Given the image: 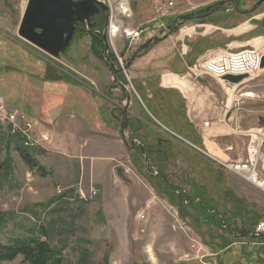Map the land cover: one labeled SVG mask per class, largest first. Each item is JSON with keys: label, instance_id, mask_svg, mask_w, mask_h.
<instances>
[{"label": "rangeland", "instance_id": "1", "mask_svg": "<svg viewBox=\"0 0 264 264\" xmlns=\"http://www.w3.org/2000/svg\"><path fill=\"white\" fill-rule=\"evenodd\" d=\"M100 1L109 10L101 31L107 47L87 33H75L65 52L53 58L17 35L26 0H0V94L9 108L27 114L37 134L50 137L25 146L27 162L17 150L18 139L0 124V214L5 218L0 242L44 227L57 264H193L201 256L209 264H264V235L253 233L264 221V194L218 162L244 158L251 133L264 131V69L238 84H223L219 75L226 64L217 61V51L206 49V36L193 38L210 24L246 20L257 25L250 36L264 34V0ZM216 1L224 2L216 6ZM169 2V15L157 18L156 6ZM209 5L214 6L208 14L199 11ZM174 22V36L192 32L185 38L190 66L182 63V72L203 75L204 81L213 79L211 73L220 85L211 89L217 96L202 88L206 103L198 116L191 113L194 122L167 115L175 118L173 125L155 112L162 124L153 122L145 96L157 86L146 70L178 55L171 40L155 45L167 38ZM146 26L141 40L127 48L125 30ZM146 41L151 43L143 47ZM182 46L176 44L178 50ZM124 89L133 103L129 115L139 107L143 117L129 118V126L122 116ZM82 123L92 133L87 138L78 132ZM27 137L20 135L22 141ZM161 138L163 151H144ZM91 188L97 194L82 201L79 192ZM142 210L145 218L138 219ZM0 264L29 263L17 255Z\"/></svg>", "mask_w": 264, "mask_h": 264}, {"label": "crops", "instance_id": "2", "mask_svg": "<svg viewBox=\"0 0 264 264\" xmlns=\"http://www.w3.org/2000/svg\"><path fill=\"white\" fill-rule=\"evenodd\" d=\"M256 28H257V25L253 24L250 20H246L240 24L229 23L226 26L225 25L221 26L218 24H210L209 28H207L206 30L207 32H204V30H201L200 32L198 31L199 33H197V35L194 36L193 38H197L200 36V38L204 39L206 36V38H208L207 43L210 42V45L207 46L206 49L207 50L213 49L214 51H219L220 54L222 53L225 54L227 51H230L233 48H254L258 50L259 53H263L264 52V34L261 33L256 36H250L251 33L256 30ZM191 33H189L188 35H190ZM188 35L178 34L174 36V33L170 30V34L167 36L165 40H160L156 42L155 44V45H158V43H161L163 41L166 42V41L171 40L173 41V46L178 52V55L174 56L172 70L164 69L158 72L157 74L152 73L146 77V78H149L150 80H153V78L155 77H156L155 79H157V86L156 85H155L156 87L151 86L152 88L149 91L151 92V94L149 95L146 94L145 96L146 99L149 100L152 110H149L147 108L145 109L147 111V114L150 115L151 119L155 123L158 122L162 124L158 120V118H156L153 115V112L158 114V116L161 117L162 119L169 121V123H172L173 125H174L175 118L167 117V115H172L173 117L175 115L176 117L181 119V121L183 122H191V121L194 122L193 121L194 117L199 115V110L197 109L200 108L201 105H204L206 103L205 93L202 88L206 87L214 95H216L213 91L214 89H216L215 86L220 85V83L218 82V78L212 75L211 73H208V75L213 77V79L204 81L202 80L203 75H200V74L188 75L182 72V67L184 69V66L186 68L190 66L188 61L187 62L185 61V57H184V55H186L187 52L188 54L191 53V49L188 48L187 45L185 44L186 42L185 38ZM180 42L182 43L183 46L181 50H178L176 48V44ZM258 43H261L258 46L259 48L255 47L254 45ZM200 45L201 44H198L195 47L197 48L199 46L200 48ZM151 49L152 51L157 52L156 46H153ZM213 60H215V58ZM182 63L184 66L182 65ZM262 70L263 69H261V71ZM164 78L170 81L165 83ZM124 93L127 94V97H126L127 107L125 110L127 111V115L129 116V118H134V119L143 118L141 117V113H139V109H138L139 107H136L133 112L131 111V114H133V116L129 115L128 112H130V109L132 108L133 103L131 101L130 93H128L126 89H124ZM151 96L153 97V99H151ZM211 100L216 103L215 96H213ZM193 112H195L196 115L192 117L191 113ZM211 115H214V114L211 113ZM211 120H214V118ZM215 122L216 121H214L213 123ZM203 124L208 125L209 123L208 124L203 123ZM150 125L156 128V126H154L152 121H150ZM82 127H84V123H82ZM84 128H80L78 132L80 134L83 132L82 134L85 135V138H87V136L92 133H89V131L86 128L84 130ZM183 130L188 131L185 128Z\"/></svg>", "mask_w": 264, "mask_h": 264}, {"label": "built area", "instance_id": "3", "mask_svg": "<svg viewBox=\"0 0 264 264\" xmlns=\"http://www.w3.org/2000/svg\"><path fill=\"white\" fill-rule=\"evenodd\" d=\"M169 6H173V3L169 2L159 7L156 6L157 18H162L169 15ZM148 29L149 27L147 26L141 28L126 29L125 38L128 43L127 48L138 43L141 40L142 33L146 32V30ZM261 54L262 53H259V51L254 48H243L235 53H225L223 56V58H225L220 59V52L217 51V58H219L218 62H223V64H226L225 69L219 76L221 77V75L226 73H246L248 75L247 78L252 77L255 74V71L259 69L258 61ZM119 60L121 59L119 58ZM1 123L7 124L9 133L12 135L32 137V140L36 142V146L40 145L42 141L50 139L49 135L46 132L37 134L33 130L32 123L30 122L27 114L16 107L9 108L5 103L2 95L0 94V124ZM250 136L251 138L246 146L244 158L230 163H223V161L215 159L212 156L211 157L215 160H218L222 167H225L229 173L233 174L238 179L256 187L264 194V131L255 135H252L251 133ZM185 141L195 148H198L196 145L190 143L189 141ZM96 194L97 189L91 188V191L89 193L81 190L78 196L82 201H88L93 195ZM148 205H150V202ZM136 217L138 219H144V211H138V216ZM253 233L257 236L264 235V221H259L256 224ZM201 248L202 245L198 250H200ZM198 250H196V253L198 252ZM193 264H209V261L204 260L203 256H201Z\"/></svg>", "mask_w": 264, "mask_h": 264}, {"label": "water", "instance_id": "4", "mask_svg": "<svg viewBox=\"0 0 264 264\" xmlns=\"http://www.w3.org/2000/svg\"><path fill=\"white\" fill-rule=\"evenodd\" d=\"M99 10L108 11V6L100 0H26L17 35L57 58L69 47L80 23L90 25L91 17ZM262 27L264 29V22ZM111 66L116 70L113 64ZM258 68L264 69V52L259 57ZM247 77L246 73H226L220 79L234 85Z\"/></svg>", "mask_w": 264, "mask_h": 264}, {"label": "trees", "instance_id": "5", "mask_svg": "<svg viewBox=\"0 0 264 264\" xmlns=\"http://www.w3.org/2000/svg\"><path fill=\"white\" fill-rule=\"evenodd\" d=\"M224 1H216L214 3V5H221ZM214 5H209L206 8H201L199 9V11H203L204 14H208V12H210V8H212ZM206 9V10H205ZM215 10V9H214ZM187 16V15H186ZM189 19H194L192 16V13L189 14ZM200 18L203 16H198L197 18ZM183 19V18H182ZM178 27L177 23L174 22L170 25V30L173 32L176 30V28ZM151 43V41H146L143 45L144 46H148ZM174 54L167 56L166 59L164 60L165 63L161 66H156V67H149L148 70H146V73L148 76L149 74H157V70H159L158 72L167 69V70H172V66H173V60H174ZM156 71H153V70ZM145 76V77H146ZM127 124V122H126ZM128 126V124H127ZM10 137H14L16 139H18L20 146L18 147V152L20 154V156L27 160V162H30V160L28 159L29 157H26V153L24 152V148H26L23 143H22V139H20V135H12L10 134ZM21 140V141H20ZM141 150V149H140ZM142 151V150H141ZM8 161V159H5L2 163V165L6 164ZM10 170V169H8ZM202 207H204L205 209H212L209 207H206L205 205H201ZM5 222V218H4V214H0V226ZM259 222V221H258ZM257 222V223H258ZM223 225H227L225 223H222ZM35 230V226L31 225L30 226V231L32 233H34ZM36 234V233H35ZM24 235V236H19L14 238L10 243H6L3 244L0 242V262L2 260H10L13 259L15 256L17 255H21L23 256L26 261L29 264H57L58 260H57V252L51 247V245L48 242V232L44 229V227H40L38 234L36 235ZM41 235L43 237H45V240H41L40 237ZM30 236V237H29Z\"/></svg>", "mask_w": 264, "mask_h": 264}, {"label": "flooded vegetation", "instance_id": "6", "mask_svg": "<svg viewBox=\"0 0 264 264\" xmlns=\"http://www.w3.org/2000/svg\"><path fill=\"white\" fill-rule=\"evenodd\" d=\"M107 14H109L108 11H102L99 10V12L95 15H93L90 19V25L84 26L80 23V26L76 29V34L78 33H87L91 37L92 40H98L100 43L105 45L106 37H103V34H101V31L105 26L107 27ZM105 38V40H104ZM92 43V42H91ZM122 116L125 118V125L126 122L128 124L129 116L127 115V111L124 110ZM134 119V118H133ZM124 120V119H123ZM129 126V125H128ZM164 139L156 140V147L155 148H143L145 152L150 153L153 152L155 154L159 153L160 151H163V144ZM159 174V173H158Z\"/></svg>", "mask_w": 264, "mask_h": 264}, {"label": "bare ground", "instance_id": "7", "mask_svg": "<svg viewBox=\"0 0 264 264\" xmlns=\"http://www.w3.org/2000/svg\"><path fill=\"white\" fill-rule=\"evenodd\" d=\"M117 29H118V28H117L116 26L111 25L110 30H111L112 32H116ZM22 143H23V145L26 146V147H31V146L33 147L34 145H36V142H34V141L32 140V137H27V139H25V140L22 141Z\"/></svg>", "mask_w": 264, "mask_h": 264}]
</instances>
